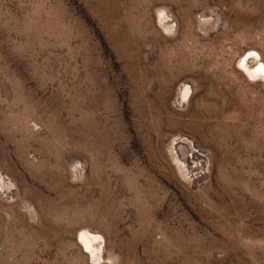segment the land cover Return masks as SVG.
<instances>
[{
	"label": "rangeland",
	"instance_id": "rangeland-1",
	"mask_svg": "<svg viewBox=\"0 0 264 264\" xmlns=\"http://www.w3.org/2000/svg\"><path fill=\"white\" fill-rule=\"evenodd\" d=\"M0 264H264V0H0Z\"/></svg>",
	"mask_w": 264,
	"mask_h": 264
}]
</instances>
